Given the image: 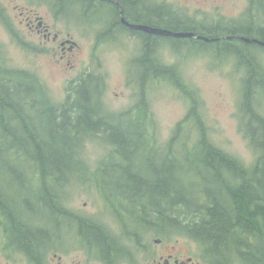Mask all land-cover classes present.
Returning a JSON list of instances; mask_svg holds the SVG:
<instances>
[{
  "label": "trees",
  "instance_id": "1",
  "mask_svg": "<svg viewBox=\"0 0 264 264\" xmlns=\"http://www.w3.org/2000/svg\"><path fill=\"white\" fill-rule=\"evenodd\" d=\"M77 1L90 13L89 2L75 0L73 4ZM257 9L264 16L263 1L254 3L252 10L258 13ZM255 25L250 23L243 31L240 23H235L228 35L256 34L264 39V21ZM193 46L202 52L212 47L203 42H193ZM216 47V53L235 56L238 67H242L248 49H255L246 46L242 50L236 40ZM154 49L155 43L150 42L146 61L151 70L169 74L157 62ZM258 68L264 72L261 65ZM148 77L150 81L162 79ZM252 77L251 71L241 103L247 136L257 154L255 164L248 168L208 139L196 94L179 74L171 75L170 80L188 96L191 109L166 146L160 147L155 145L144 114L132 119L106 111L102 77L90 75L79 80L71 86L65 102L55 104L36 75L9 69L0 61V213L21 221L26 216L20 201L31 207L34 198L42 208L62 211L60 190L76 180L82 186L94 185L107 210L120 222L145 220L149 228L154 222L157 230L177 229L220 264H264V118L252 100L254 93L248 84ZM142 81L140 109L146 107L145 77ZM260 86L263 96L264 81ZM192 122L200 132L193 144L187 133ZM90 142H100L111 150L95 171L83 159ZM8 186L13 194L5 190ZM34 186L40 187L38 196L23 194ZM29 211L33 213L32 208ZM81 221L106 234L102 225Z\"/></svg>",
  "mask_w": 264,
  "mask_h": 264
},
{
  "label": "rangeland",
  "instance_id": "2",
  "mask_svg": "<svg viewBox=\"0 0 264 264\" xmlns=\"http://www.w3.org/2000/svg\"><path fill=\"white\" fill-rule=\"evenodd\" d=\"M74 1L0 0V61L3 65L36 75L48 89L55 104L64 103L71 86L79 80L90 75L102 77L105 84L102 100L106 111L118 117L132 116V119L138 114H144L145 124L156 141L155 145L160 147L166 146L175 127L186 120L191 109L188 96L170 80L171 75L179 74L180 80L196 94L200 122L211 143L248 168L255 164L257 154L247 136L241 103L247 88L246 79L252 71V80L248 82L254 93L252 100L256 111L264 118V95L260 86L264 81V72L258 68L259 64L264 70V49H248L242 67H238L235 56L225 51L216 53V47H211V51L202 52L193 44H184L176 39L161 43L158 50L154 49L153 52L157 62L163 69H168L169 74L157 68L152 71L147 58H128L131 52L140 53V44L121 35L115 40L106 38V23H92L94 20L106 19L108 24L109 18L106 16H109V9L102 8L99 13L90 14L84 11L80 2L74 5ZM151 1L155 6L165 3L167 10L175 11L178 18L189 21L193 26L230 27L248 18V0H193L191 3L187 0ZM179 3L183 9L177 6ZM27 15L42 17L50 26L52 37L57 34L60 41L71 37L77 48L61 61L60 45L52 39L48 42L42 35L32 31L25 22ZM89 20H92L91 23ZM155 75L162 79L150 81L148 76ZM144 77L146 107L140 109ZM187 129L190 143L193 144L194 136L196 139L200 132L195 129L193 122ZM109 154L111 150L104 144L90 142L85 147L83 159L95 171ZM5 185H8L7 182ZM88 185L82 186V183L73 180L63 186L60 192L65 198L64 206L76 217L108 228L121 243L132 242L127 232L120 229L122 221L107 210L105 200L97 193V188L91 183ZM39 188L34 186L23 194L38 196L41 193ZM5 190H11L12 193L9 186ZM15 193L20 192L15 189ZM35 200H32L31 207L24 205L21 200V212L23 215L29 213L27 215L41 217L46 223L47 219L54 217L51 207L42 208ZM31 208L32 214L29 211ZM152 225L150 238L156 233L152 231L156 230L154 222ZM68 226L74 227L72 222ZM196 250L203 256L207 254L198 243ZM205 258L210 259L208 256ZM233 264L242 263L234 261Z\"/></svg>",
  "mask_w": 264,
  "mask_h": 264
},
{
  "label": "flooded vegetation",
  "instance_id": "3",
  "mask_svg": "<svg viewBox=\"0 0 264 264\" xmlns=\"http://www.w3.org/2000/svg\"><path fill=\"white\" fill-rule=\"evenodd\" d=\"M84 1L91 4L90 14L99 13L102 8L109 9V16H106L109 18L108 24L106 19L92 22L94 24L106 23L105 26H108V30H105L107 33L104 35L106 38L115 40L117 36L121 35L142 46L140 53L138 51L131 52L128 58L144 59L150 54L147 51L150 42H154L155 49L158 50L161 43L176 39L183 41L184 44L192 45L193 42H203L212 45V47L236 40L242 50L246 49V46L264 49L258 44L243 40L246 38L264 41L256 34L253 37H247L244 34L228 35L230 33L229 26L212 28L200 25L193 26L189 21H182L181 17L178 18L175 11L167 10L165 3L155 6L151 0ZM165 1L168 2V0L163 2ZM187 1L193 2V0ZM248 1V18L245 21H238L240 23L238 27L243 31L250 23L257 25L260 21H264V16L259 13V9H257L258 13L252 10L255 2H264V0ZM97 6L100 8L98 9ZM177 6L183 9L181 3ZM84 11L87 12L85 9ZM251 14H254L253 18ZM259 14L262 15V18ZM91 21L89 20V23ZM25 22L32 31L42 35L48 42L52 39L54 43L60 45L61 61L65 60L68 54L77 48V44H74L71 37L61 41L57 34L52 37L50 26L42 17L27 15ZM132 26L167 30L173 33H194L195 37H163L132 28ZM198 37L207 38L211 41H204ZM64 199H60L62 211L54 210L50 206L54 217L49 218L47 216L49 219L46 223L42 221L41 217H34L33 215L26 214V217L20 221V218L13 220L8 218L5 213H0V264H220L212 260L208 253L205 256L210 259L198 254L197 243L184 234L180 235L181 233L179 234L177 229L152 230L156 233L150 238L151 229L145 220L135 224H132L131 221L122 222L124 225L120 224L122 226L120 229L127 232L126 235L131 237L132 242L121 243L120 239L113 236L109 229L103 225L105 235L96 227L84 226L82 219L69 212L68 208L64 206ZM70 222L73 223L74 227L68 226ZM17 223L19 224L16 226ZM95 236H99L101 240ZM227 264H233V262Z\"/></svg>",
  "mask_w": 264,
  "mask_h": 264
},
{
  "label": "water",
  "instance_id": "4",
  "mask_svg": "<svg viewBox=\"0 0 264 264\" xmlns=\"http://www.w3.org/2000/svg\"><path fill=\"white\" fill-rule=\"evenodd\" d=\"M132 28L139 29V30L145 31V32L150 33V34H156V35L163 36V37H175V38L195 37L194 33L193 34L192 33H173V32L167 31V30L150 29L148 27H141V26H132ZM198 38L201 40H204V41H211V40H209L207 38H203V37H198ZM243 40L245 42L255 43V44H258V45L264 47V41H260L257 39H246V38Z\"/></svg>",
  "mask_w": 264,
  "mask_h": 264
},
{
  "label": "bare ground",
  "instance_id": "5",
  "mask_svg": "<svg viewBox=\"0 0 264 264\" xmlns=\"http://www.w3.org/2000/svg\"><path fill=\"white\" fill-rule=\"evenodd\" d=\"M33 199V198H32Z\"/></svg>",
  "mask_w": 264,
  "mask_h": 264
}]
</instances>
